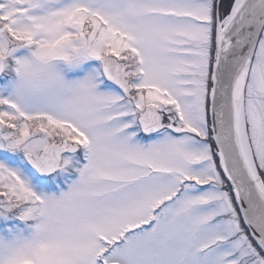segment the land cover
Listing matches in <instances>:
<instances>
[{
  "label": "snow or ice",
  "instance_id": "snow-or-ice-1",
  "mask_svg": "<svg viewBox=\"0 0 264 264\" xmlns=\"http://www.w3.org/2000/svg\"><path fill=\"white\" fill-rule=\"evenodd\" d=\"M0 264H264V0H0Z\"/></svg>",
  "mask_w": 264,
  "mask_h": 264
}]
</instances>
